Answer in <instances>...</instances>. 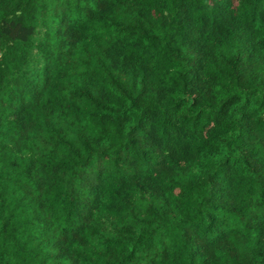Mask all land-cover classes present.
<instances>
[{
    "label": "trees",
    "instance_id": "obj_1",
    "mask_svg": "<svg viewBox=\"0 0 264 264\" xmlns=\"http://www.w3.org/2000/svg\"><path fill=\"white\" fill-rule=\"evenodd\" d=\"M0 264H264V0H0Z\"/></svg>",
    "mask_w": 264,
    "mask_h": 264
}]
</instances>
